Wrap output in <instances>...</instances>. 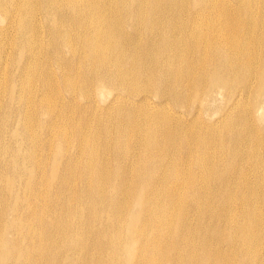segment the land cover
<instances>
[{"label":"bare ground","instance_id":"obj_1","mask_svg":"<svg viewBox=\"0 0 264 264\" xmlns=\"http://www.w3.org/2000/svg\"><path fill=\"white\" fill-rule=\"evenodd\" d=\"M0 264H264V0H0Z\"/></svg>","mask_w":264,"mask_h":264}]
</instances>
